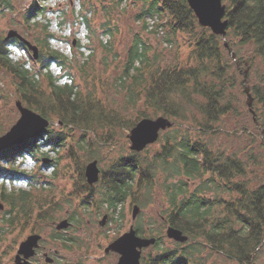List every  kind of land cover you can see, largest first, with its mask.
Returning a JSON list of instances; mask_svg holds the SVG:
<instances>
[{
  "label": "trees",
  "instance_id": "16d2710c",
  "mask_svg": "<svg viewBox=\"0 0 264 264\" xmlns=\"http://www.w3.org/2000/svg\"><path fill=\"white\" fill-rule=\"evenodd\" d=\"M47 1L32 0L26 11V20L33 21L48 11ZM85 1L91 2L79 0L81 4ZM128 1L111 0L109 6L103 5V10L111 16L115 9ZM224 3L227 5L229 26L226 40L230 50L225 47L222 37L199 25L187 0L131 1L140 7L136 18L143 22L144 30H149V18H158L152 32L162 27L160 21H164L174 37L178 34L187 37L185 41L191 53L186 63L162 67L148 57L150 46L142 37L136 36L128 50L120 82V92L125 95L122 109L128 114L142 103L150 113L138 111L129 117L97 97L98 93H95L97 98L91 92L86 96L80 93L76 75L71 71L74 66L72 59L51 47L50 40L55 38L54 34L47 33L46 51L41 50L36 59L37 73L12 58L11 46L19 44L27 48L25 44L17 38L6 41L0 36V65L16 79V93L20 100L47 119L54 117L58 124L63 125L58 133L50 127L39 137L41 140L36 138L0 153V161L6 159L11 162L9 169L0 162V182L2 179L31 182L33 176L12 169L18 155H36L44 146H51L53 151L60 150L65 147L73 127L84 131L78 144L80 151L90 148L87 151L90 157L86 159L89 163L99 159L92 151V140L88 139L89 133H95L97 128L106 129L104 135L112 137L116 127L131 130L143 118L165 116L174 122L186 123L187 129L166 131L160 149L150 156L143 157L142 152H133L113 161L106 171L102 170L104 186L98 194L99 197L104 196L103 204L108 203L107 208L115 212L120 204L131 198L133 207L145 208L157 197V189L161 191L165 206L161 212L163 219L168 226L183 231L189 240L186 243L167 242L163 232L165 222H161L159 227L150 224V230H146L140 220L135 225L137 233L157 239L154 246L143 251L141 264H215L217 256L221 255L238 264H256L261 260L260 254L264 256V184L255 186L250 178L256 155L254 151L229 153L225 149H217L194 134L214 131L238 110L235 106L239 102L236 89L244 85L239 76L242 73L245 79L247 72L246 80H249L255 102L253 111L258 121L257 128L263 136L264 78L255 84L252 70L264 66V0H224ZM0 9L12 10L13 0H0ZM82 22L96 34L90 17H82ZM45 28L48 30L49 24ZM100 28L113 48L112 40L119 32L118 24L108 18ZM168 41L175 42V38ZM104 46L107 48V44ZM245 46L252 48L251 56L240 54ZM78 48H82L80 41ZM54 65L64 74L58 77L52 69ZM77 67L81 74L86 71V68ZM258 69L257 75L261 77L263 74ZM86 76L83 75L84 81L90 84ZM93 85L97 86L96 83ZM242 129L247 131L245 126ZM259 143L264 147V136ZM67 150L72 157L80 158L73 145ZM85 165L80 170L86 190L84 194L87 195L83 199L84 205L89 204L87 199L93 198V189L85 176ZM0 193L11 206L7 212L10 217L14 216L11 225H17L13 224L15 214L28 218L33 216L34 208L29 205L31 195L28 191L21 190L16 195L4 186ZM222 193L228 194L229 199ZM43 213L47 210L41 206L36 218L45 219ZM52 264L63 263L56 260Z\"/></svg>",
  "mask_w": 264,
  "mask_h": 264
},
{
  "label": "rangeland",
  "instance_id": "374dc122",
  "mask_svg": "<svg viewBox=\"0 0 264 264\" xmlns=\"http://www.w3.org/2000/svg\"><path fill=\"white\" fill-rule=\"evenodd\" d=\"M131 1L135 0H129L121 8L115 9L111 16H108L109 13L105 9L103 10V5L109 6L111 0L85 1L82 2L85 4L84 6H81L79 0H49L45 3L49 10L35 20L28 21L25 16L32 0H13L12 10L0 9V36L6 37L9 31L15 30L32 45L37 46L39 53H42V51H46L47 33L54 34L55 38L50 40L51 47L65 53L72 59L74 66L71 71L76 75V83L80 93L85 96L89 92L94 95L98 93L97 97L107 101L114 110L127 114L122 109L125 95L124 92H120L122 89L120 82L125 72L128 50L136 36L142 37L150 46L148 57L152 61H157L158 65L162 67L178 62L186 63L189 61L191 53V48L185 41L187 37L183 34L174 37L164 21H160L163 26L156 32H152L155 28L144 30L143 22L136 18L140 7L131 4ZM85 16L91 18V26L96 34L89 31L82 22V17ZM108 18L112 23L119 26V32L112 40L113 48L107 43L108 37L102 35L100 28ZM157 19H148L150 27L153 20L156 22ZM47 24H49L48 30L45 28ZM173 38H175V42L168 41L173 40ZM79 41L82 48H78ZM104 44H107V48ZM11 51L15 62L24 64L34 73L38 72L39 66L33 58L31 50L16 44L11 46ZM240 54L244 57L251 56L252 48L245 46L241 48ZM76 65L81 66V69L86 68L82 74H87L86 78L90 84L84 81L83 75L77 71L79 69ZM52 69L58 77L64 74V71L56 65ZM257 69L263 74L261 77L257 75ZM252 78L255 84L261 83V79L264 78V66H258L252 70ZM239 79L241 83L243 81L244 87L239 85L236 89L239 102H236L235 106L238 110L214 131L207 134H197L196 132L194 134L211 143L215 148L225 149L229 153L254 151L256 159L251 168L250 178L253 185L260 186V184H264V147L259 143L263 136L259 133L254 116L248 106L246 86L250 88L249 80L245 84L242 73ZM15 80L10 72L4 68L1 69L0 136L9 131L21 116L16 107V102L20 98L16 93ZM93 83H96L97 86L94 87ZM97 97L95 95V98ZM254 106L255 102L252 110ZM138 111L150 113L141 103L137 109H131L127 117L129 114ZM50 122V127L56 133L61 131L60 128H63V125L58 124V120L54 117ZM174 123L173 128L187 129L186 123ZM242 126H245L247 131H244ZM73 130L71 134L69 133L71 136L65 143V147L60 150L53 151L51 146H44L38 149L36 155L28 153L18 155L12 169L33 176L31 182L26 180L12 182L9 179H2L0 182V189L5 186L8 192H15L16 195L21 190L28 191L31 195L29 205L32 204L31 206L34 208L33 216L30 218L22 214H15L13 224L17 225L13 226L10 221L14 216L7 215L11 206L0 195V203L3 206V209L0 208V264H16L15 257L19 246L31 234H41L44 238L41 246L45 247V250L42 248L38 251L35 264L44 262V253H48L47 255L53 261L56 259L63 264H117L119 261L118 254L105 253V249L110 243L129 231L130 227L136 225L140 220L147 228L146 230H150V224H157L156 226L159 227V224L165 222L161 215L165 206L159 189L156 191L157 197L145 208H141L136 221H133L131 198L124 204H120L119 210L115 212L107 208L108 203L103 204L104 196L99 197L98 194L104 186L101 180L91 186L94 200L93 198L87 199L90 202L84 205L83 199L87 195L84 194L86 190L80 178V170L84 163L88 164L86 159L90 157L87 153L90 148L84 152L79 150L80 144L78 142L82 139L84 131L77 127H73ZM113 131V136L108 137L104 135L106 129L97 128L95 133H89L88 136V139L92 140L90 144L92 151L99 158L95 160H98L101 171H106L112 162L121 156H129L133 153L131 141L128 138L130 130L116 127ZM198 132L202 131L198 130ZM164 133L159 138L160 142L157 141L142 151L143 157L150 156L160 149ZM70 145H73L75 151L79 152L80 158H74L70 155L69 150H67ZM44 158L51 159L52 163L49 164L52 166L44 164ZM0 162L4 166H8V169L11 167V162L6 159H1ZM221 195L229 199L228 194L222 193ZM91 201L93 202L91 203ZM41 206L46 207L47 210V213H43L45 219L36 218ZM105 215L109 218L102 226L101 222ZM64 219H68L71 226L68 229L58 231L56 226ZM167 226L168 224L165 222L163 232L165 240L169 242L171 240L166 234ZM260 258L261 260H258L256 264H263L264 256L260 254ZM214 263L238 264L223 255L217 256Z\"/></svg>",
  "mask_w": 264,
  "mask_h": 264
},
{
  "label": "water",
  "instance_id": "95a60500",
  "mask_svg": "<svg viewBox=\"0 0 264 264\" xmlns=\"http://www.w3.org/2000/svg\"><path fill=\"white\" fill-rule=\"evenodd\" d=\"M191 10L194 12L198 23L201 27L211 30L216 36H220L225 41V47L230 50L229 43L227 42V33L229 21L226 19L227 5L224 0H187ZM17 38L20 42L24 43L29 50L33 52L35 59H38L39 48L32 45L27 39H25L19 32L15 30L9 31L5 37L6 41ZM234 57L235 54L232 53ZM2 67L0 65V71ZM247 77V72H245ZM245 77L244 83H247ZM246 93L248 95V106L254 116V121L258 126L256 119V113L252 110L253 96L250 93V89L246 86ZM16 107L20 112V118L17 123L5 134L0 136V153L15 146H20L26 142L39 138L50 127L51 122L46 117L42 116L38 112L26 106L21 100L16 102ZM175 123L168 117L159 116L157 118H143L130 130L128 135L131 141V150L133 152H142L146 147L156 143L161 134L167 130L173 128ZM264 136V131H263ZM44 164L52 163L51 159L44 158ZM85 176L90 186L95 185L100 181L101 169L98 164V160L89 162L85 167ZM0 208L3 206L0 203ZM141 207L134 205L133 207V221H136ZM107 216H105L101 222L104 226ZM71 226V222L68 219H64L57 224L58 231L68 229ZM168 238L175 242L186 243L189 240V236L184 234L183 231L168 226L166 232ZM43 236L41 234H31L24 241L21 242L18 253L15 257L16 264H29L30 260L36 256L37 249L40 247V241ZM157 239L155 237H142L137 233L135 225H132L129 231L119 236L105 249V253H116L119 255V261L117 264H141V258L143 251L155 245ZM46 261L52 263L53 259L47 254Z\"/></svg>",
  "mask_w": 264,
  "mask_h": 264
},
{
  "label": "flooded vegetation",
  "instance_id": "af4514ba",
  "mask_svg": "<svg viewBox=\"0 0 264 264\" xmlns=\"http://www.w3.org/2000/svg\"><path fill=\"white\" fill-rule=\"evenodd\" d=\"M106 216V215H105ZM104 216V217H105ZM109 217L107 216V219H108ZM106 219V220H107ZM43 239L44 238H42V240L40 241V247H39V249H37V253H36V256L34 257V258H32L31 260H30V263L29 264H35V260H37L36 259V257H37V254H38V251H40L42 248L45 250V247H42L41 245H42V241H43ZM46 254H48V253H46ZM46 254L44 253V258H45V260H44V262L42 263V264H47L48 262L46 261V259H47V256H46ZM55 261H56V259H55ZM55 261H53L52 263H54ZM52 263H48V264H52ZM24 264V263H23Z\"/></svg>",
  "mask_w": 264,
  "mask_h": 264
},
{
  "label": "built area",
  "instance_id": "2783aa9c",
  "mask_svg": "<svg viewBox=\"0 0 264 264\" xmlns=\"http://www.w3.org/2000/svg\"><path fill=\"white\" fill-rule=\"evenodd\" d=\"M151 24H152L151 28H153V26H154V21H153Z\"/></svg>",
  "mask_w": 264,
  "mask_h": 264
}]
</instances>
